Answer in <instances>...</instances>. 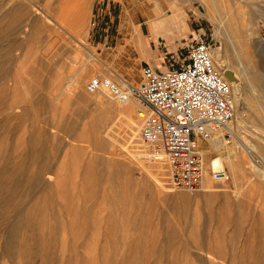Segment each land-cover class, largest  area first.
Listing matches in <instances>:
<instances>
[{
  "label": "rangeland",
  "instance_id": "obj_1",
  "mask_svg": "<svg viewBox=\"0 0 264 264\" xmlns=\"http://www.w3.org/2000/svg\"><path fill=\"white\" fill-rule=\"evenodd\" d=\"M25 1L51 4V20L40 15L35 39L22 40L20 31H11L0 46V165L7 161L11 170L24 163L28 174L48 164L44 180L55 197L45 221L54 229L40 236L27 229L25 207L36 200V190L25 184L15 195L3 196L0 264H264V178L256 172H264V119L251 108L256 93L248 85L249 70L216 33V20L201 0H59L60 6L58 0ZM150 1L158 5L155 13L166 16L181 1L189 31L151 38L145 21L153 14L144 12ZM226 1L242 14L264 97V0ZM132 26L146 38L140 54L128 43ZM197 35L233 68L242 98L236 108L243 107L245 116L243 139L225 136L233 155L223 158L227 178L222 181L210 173V163L220 154L210 150L207 140H198L205 162L203 186L173 190L166 156H154L140 144L141 120L132 130H122L123 116L108 109L118 102L88 93L85 85L96 75L117 80L114 71L136 86L144 65L179 68ZM89 52L95 58L88 63ZM78 70L82 77L75 95L69 97L68 88L59 92ZM93 117L99 122L94 131L89 126ZM30 135L41 138L35 162L22 154ZM107 135L116 140L113 150L101 146ZM243 140L256 147L255 171L239 145ZM93 159L101 164L93 186L80 188L82 169ZM19 201V209H9Z\"/></svg>",
  "mask_w": 264,
  "mask_h": 264
},
{
  "label": "bare ground",
  "instance_id": "obj_2",
  "mask_svg": "<svg viewBox=\"0 0 264 264\" xmlns=\"http://www.w3.org/2000/svg\"><path fill=\"white\" fill-rule=\"evenodd\" d=\"M150 2L151 3H146L147 7L144 8V12L146 16L147 15L150 16L153 14L151 18L148 17L149 20L147 21V24L149 25L148 30L153 37L157 38L163 36L166 32L169 33L171 31H176L178 32V34L180 32L182 33L184 31L185 32L189 31V22L186 19L184 12L182 11V7H180L181 1L179 4L178 3L174 4V8H172L171 12L169 13V16L163 14L159 15L158 13H155L154 12L155 10L158 11V5L154 1H150ZM201 2L203 3L208 15L216 20V23L219 27V30L218 31L216 30V33L222 34L224 40L232 48V52L238 57L239 62L244 64L246 70H249L250 74L249 72L246 73L247 75L246 77L248 78V85L251 87L252 92L254 94L256 93V97L251 103V108L256 109L259 113H261L262 118L264 119V97L259 93L256 82L257 76L260 75L258 71V62L254 59L253 52L250 50L248 44L246 43L242 14L233 11L231 7H229L226 0H201ZM60 4L61 3L58 0L57 5L60 6ZM40 5L41 7L37 6L35 3L27 2V1L22 3L20 0L19 31L21 34H23L22 40H33L36 38L38 31H40L41 29V27L38 26V23H40L39 21L42 15L50 19L48 16V12H49L48 7H50L51 4L41 3ZM30 6H33V8L34 7L35 8L32 11H30ZM23 26L25 28L24 30L21 31ZM138 35L139 33L137 31V27L134 26L133 32L130 34V37L128 38V43H130V45L134 47L140 54L144 50V41L142 40L141 36ZM6 37H7V31L4 32V37H3L4 40L6 39ZM210 53L215 69L218 71L220 76L223 77L226 80V82L229 84L231 91V101L235 109L233 118L225 126L213 131L211 137L207 139V143L209 145L210 150L212 152L220 154V156L215 158L213 162L210 163V173L213 179L222 181L225 178H227L226 173L223 171L224 170L223 158L225 156L233 155V151L225 147V143H226L225 136L229 135L233 139L234 138L243 139L241 136V129L245 126V116H243L241 112L243 107L236 108V104L239 105L242 98L237 96V93H239L240 85L237 83V80L235 79V76L232 72L233 68L228 64L226 59L222 58L219 49L211 48ZM92 58H95V55L90 53L86 62L89 63ZM27 72L28 74H33L34 69L28 66ZM111 72L114 73L115 77L117 78V80L115 79L113 80L119 82L121 85L129 84L134 86V84H132L126 78L122 77L119 73H116L114 71ZM80 74L81 72L80 70H78V72H75L74 74L68 76L66 83L59 90V92L68 88L70 92L69 97H73V95H75V92L78 88L79 80L82 77V75L80 76ZM94 94L96 95L100 93H94ZM104 95L118 102L117 104L110 103V105H108V109L111 112H116L120 116H123L125 122L123 124L122 130L125 129L132 130L134 124L137 125L138 123L137 121L139 119L141 120V116H142V108L139 104V101L131 97L128 99V101L121 102L117 99L108 96L107 94ZM54 99L56 98L54 97ZM83 112L84 111H82V113ZM98 125L99 122L96 120V118L93 117L89 124L90 129L94 131L96 130ZM62 127L64 128L67 126L62 125ZM70 129L71 127H68V130ZM92 135L95 136V132ZM84 136L85 133H83L82 137ZM40 139H41L40 135L28 136L27 144L25 148H23L22 150V154L27 156L25 158L29 157L31 161L34 162L36 161V158L39 156V154L42 151V148L39 147L37 144ZM100 141L101 139L99 140L97 136L95 138V143L98 142L97 144H100L101 143ZM240 144L242 146L241 148L244 149L248 159L252 164V167L249 164L250 167L255 171L256 163L253 160L254 156L257 154L255 145L245 140L240 141L239 145ZM103 145L105 146L106 149L113 150L116 145V140L112 136L107 135L104 138V140H102L101 146ZM147 150L150 151L154 156L165 155L163 151L155 153L150 149ZM12 151H14V149ZM100 165L101 164L98 161V159H93L91 163L90 162L87 163L86 168L82 169L83 182L80 185V188L81 187L91 188L93 186L94 180L97 176V173L99 172L98 169L100 168ZM0 166H1L0 202H2L3 196L15 195L18 191L17 190L18 187H20L21 185H25V184L28 185L30 189H32V191L33 190L37 191L36 192L37 198L36 200L34 199L35 201L33 200L25 207V211L28 214L27 229L30 230V232H32L36 236L37 235L40 236L45 232L49 233L48 231H52L54 228H51L50 227L51 225L48 223V221H45V216L49 212H51L52 209V207H50L48 204L52 203L55 197V195H53L52 192V187H48L49 184H46L44 180V174L49 168L48 164L41 165L36 170L29 172L28 174H26V170H25L26 165L24 163H19L11 170L10 167L8 166L7 161L2 162ZM119 172H120L119 168H117V170L116 171L114 170L113 173L117 175L119 174ZM256 172L260 177L264 178V172H262V170H256ZM204 178H205V162H204V176L202 179V186H203ZM64 194L66 195V192H64ZM5 200L6 199H4L3 201ZM21 202L22 201H19V203L13 204V206L11 205V207L9 206V209L16 211V209L20 208ZM35 215L36 216L39 215L40 218L37 219ZM109 223L110 225H114L115 221L110 220Z\"/></svg>",
  "mask_w": 264,
  "mask_h": 264
},
{
  "label": "built area",
  "instance_id": "obj_3",
  "mask_svg": "<svg viewBox=\"0 0 264 264\" xmlns=\"http://www.w3.org/2000/svg\"><path fill=\"white\" fill-rule=\"evenodd\" d=\"M210 41L197 35L187 46L179 68H141L138 85H121L101 76L86 83L88 93H103L121 102L133 97L142 108L139 141L155 153L163 151L171 189L196 191L204 176L198 140H207L235 112L229 84L215 69Z\"/></svg>",
  "mask_w": 264,
  "mask_h": 264
},
{
  "label": "crops",
  "instance_id": "obj_4",
  "mask_svg": "<svg viewBox=\"0 0 264 264\" xmlns=\"http://www.w3.org/2000/svg\"><path fill=\"white\" fill-rule=\"evenodd\" d=\"M8 3V8L5 10V8L3 10H0V46L2 45V42L4 40V32L7 31V33L11 32L14 33L15 31H19V8H20V0H0V6L1 5H6L7 2ZM6 2V3H5ZM149 20V18L147 19V21ZM147 29H149V25L147 24V22L145 21ZM137 31L139 33V35L141 36L142 40L145 42L146 38L145 36L142 34V30L141 28L139 29L137 27ZM148 35L151 36V38L153 39H157L155 37H153L149 30H148ZM138 35V36H139Z\"/></svg>",
  "mask_w": 264,
  "mask_h": 264
}]
</instances>
